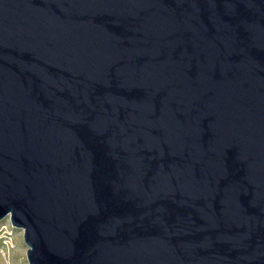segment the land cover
Instances as JSON below:
<instances>
[{
    "label": "water",
    "instance_id": "obj_1",
    "mask_svg": "<svg viewBox=\"0 0 264 264\" xmlns=\"http://www.w3.org/2000/svg\"><path fill=\"white\" fill-rule=\"evenodd\" d=\"M28 264H264V0H0V221Z\"/></svg>",
    "mask_w": 264,
    "mask_h": 264
},
{
    "label": "rangeland",
    "instance_id": "obj_2",
    "mask_svg": "<svg viewBox=\"0 0 264 264\" xmlns=\"http://www.w3.org/2000/svg\"><path fill=\"white\" fill-rule=\"evenodd\" d=\"M23 231L13 228L9 217L0 221V264H28Z\"/></svg>",
    "mask_w": 264,
    "mask_h": 264
}]
</instances>
